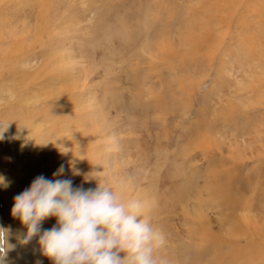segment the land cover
<instances>
[{
  "label": "rangeland",
  "instance_id": "374dc122",
  "mask_svg": "<svg viewBox=\"0 0 264 264\" xmlns=\"http://www.w3.org/2000/svg\"><path fill=\"white\" fill-rule=\"evenodd\" d=\"M0 42L5 264H53L5 213L41 174L141 199L165 264H264V0H0Z\"/></svg>",
  "mask_w": 264,
  "mask_h": 264
},
{
  "label": "clouds",
  "instance_id": "9594fccd",
  "mask_svg": "<svg viewBox=\"0 0 264 264\" xmlns=\"http://www.w3.org/2000/svg\"><path fill=\"white\" fill-rule=\"evenodd\" d=\"M0 128L2 139L6 127ZM57 147L62 155L72 153V147ZM64 171L61 166L54 176ZM71 171L79 174L74 160ZM144 208L141 199L126 200L98 180L95 188L84 189L74 187L70 178L41 174L15 196L11 215L26 228L17 236L19 243L27 244L39 234L42 253L53 264H165L156 255L165 237L144 216ZM49 218H55L56 224L41 234V224ZM11 238V229L0 226V264L15 247Z\"/></svg>",
  "mask_w": 264,
  "mask_h": 264
},
{
  "label": "bare ground",
  "instance_id": "6f19581e",
  "mask_svg": "<svg viewBox=\"0 0 264 264\" xmlns=\"http://www.w3.org/2000/svg\"><path fill=\"white\" fill-rule=\"evenodd\" d=\"M0 45L2 46V43L0 42ZM15 46H17L16 44H14V47ZM21 49V50H20ZM20 49H18L17 51H15V53L13 52V51H10V54H9V56H8V58H7V63L9 64L10 62H11V64H12V62L14 63L15 62V64L14 65H12V67H17L19 70H20V72L19 73H24V74H26L27 72H29V70L32 68V67H34L35 66V64H36V62H37V56L35 55V54H30V50L31 49H28L29 51V55L28 56H26L25 55V53H24V57H23V49L22 48H20ZM0 52H1V47H0ZM14 54V55H12V54ZM19 53H20V55H19ZM27 53V52H26ZM33 53H34V51H33ZM42 56V55H41ZM20 58V59H19ZM51 58V57H50ZM5 62V60L0 56V63H4ZM39 62V61H38ZM40 63V62H39ZM10 65V64H9ZM18 65V66H17ZM13 69V68H12ZM14 70V69H13ZM16 70V69H15ZM42 70V69H41ZM18 71V70H17ZM30 71H32V70H30ZM35 70H34V68H33V72H34ZM41 72V71H40ZM16 73V72H15ZM19 73H17V74H19ZM13 76H14V74H12V76H6V81L7 82H9L10 80H11V78H13ZM71 76V75H70ZM73 76V75H72ZM71 76V77H72ZM7 77H8V79H7ZM23 77V76H22ZM57 78L56 79H65V80H69V79H71V77H69L67 74H65V75H57L56 76ZM26 78V77H25ZM46 79V78H45ZM29 81V80H28ZM38 81V80H37ZM69 83V82H68ZM74 85L75 84H73V87H74ZM69 86H72V84H70ZM67 88V87H66ZM42 89H44V87L42 88ZM46 89V88H45ZM67 91H69L70 92V90H67ZM66 91V92H67ZM71 91H73V89H71ZM8 93H7V95H11L10 94V92L9 91H7ZM43 93V92H42ZM45 93V92H44ZM62 92L61 91H58L57 92V95L59 96L60 94H61ZM48 94V93H47ZM75 94V93H74ZM74 94H72V95H74ZM84 94V93H83ZM33 95V94H32ZM43 95V94H42ZM57 96V97H58ZM81 96V95H80ZM49 97V95H45V99L47 100V98ZM56 97V96H55ZM38 98V97H37ZM41 98V97H40ZM61 98V97H60ZM50 98H48V100H49ZM5 100H3V99H0V104L1 103H3ZM38 101V100H37ZM57 103V102H56ZM35 123V122H34ZM34 123H31V122H29V126H30V130L31 131H33V132H36V133H38V125L36 126V125H34ZM36 124V123H35ZM39 124V123H38ZM81 127V126H80ZM80 127H79V129H80ZM76 131H79V130H76ZM60 133H62V131L60 132ZM69 135H71L70 133H69ZM68 137H70V136H68ZM75 137V136H74ZM56 152V151H55ZM57 155H61V153H60V151L58 150V153H57ZM67 164V163H66ZM68 165V164H67ZM1 166V165H0ZM70 168V167H69ZM79 170V169H78ZM3 178V177H2ZM7 179V178H6ZM5 179V180H6ZM78 179V178H77ZM77 182H78V180H77ZM78 183H80V182H78ZM228 187V186H227ZM2 188V187H1ZM5 190V189H4ZM229 190L228 189H226L224 192L226 193L227 192V198L223 195V200L225 201V202H227L230 206H234V204H235V202H236V198H233V197H231L232 195H229V192H228ZM264 194V193H263ZM1 198H2V196H1ZM4 201H5V205H6V209H5V213H9V217H10V215H11V209H12V206L13 205H9L8 204V201H7V199H4ZM11 204H13V202L11 203ZM12 216V215H11ZM8 217V218H9ZM10 218H12V217H10ZM14 218V217H13ZM10 220V219H9ZM14 220H15V218H14ZM16 220L18 221V219L16 218ZM15 220V221H16ZM11 221V220H10ZM12 224V223H11ZM203 239V238H202ZM206 239V238H205ZM204 239V240H205ZM202 242H203V240H202ZM205 244V243H204ZM165 250V249H164Z\"/></svg>",
  "mask_w": 264,
  "mask_h": 264
}]
</instances>
